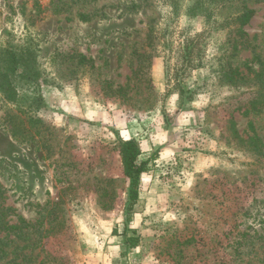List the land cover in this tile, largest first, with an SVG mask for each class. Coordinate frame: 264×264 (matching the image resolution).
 <instances>
[{
  "label": "rangeland",
  "instance_id": "obj_1",
  "mask_svg": "<svg viewBox=\"0 0 264 264\" xmlns=\"http://www.w3.org/2000/svg\"><path fill=\"white\" fill-rule=\"evenodd\" d=\"M244 8L254 50L236 36ZM1 43L29 49L43 101L25 115L0 95V207L39 240L2 242L0 264H264V0H0ZM130 139L154 156L133 249Z\"/></svg>",
  "mask_w": 264,
  "mask_h": 264
},
{
  "label": "trees",
  "instance_id": "obj_2",
  "mask_svg": "<svg viewBox=\"0 0 264 264\" xmlns=\"http://www.w3.org/2000/svg\"><path fill=\"white\" fill-rule=\"evenodd\" d=\"M252 10L249 8H244V11L238 15L235 20L238 23V29L236 36L239 39V44L242 48H250L254 50L256 46L253 41L248 38L247 33L243 30V27L250 21L252 17ZM82 18H86L84 15ZM237 41H234V47L237 48ZM139 56H143L139 54ZM184 59L187 63L190 62V49L187 47L184 51ZM254 57L259 59V55L255 54ZM84 59V57H82ZM260 60V59H259ZM141 69H137L134 74L139 73ZM232 74V73H231ZM228 74V78L232 81L231 83L237 81L236 78ZM258 81L261 82L263 92L261 93V100H259L260 105L264 108V51H263V67L262 70L256 74ZM41 74L37 68L36 60L33 55L30 53L28 48H11L8 44H0V95L3 100L7 103L13 104L16 108H19V112L22 114H28L26 111L37 110L40 105H42L43 98L38 93L40 86ZM239 79H244L242 78ZM108 92H111L110 83L106 87ZM124 93L125 88L119 86L117 90H112L113 96L118 95L120 92ZM27 104L26 109L22 107ZM35 109V110H34ZM11 120H18L17 116H12ZM29 122H39L37 118L29 117ZM12 137L16 136L15 132L11 133ZM141 149L138 143L134 139L122 141L119 147V157L120 163L123 169V175L127 179V198L124 206V216H123V232L124 237L123 244L128 249H133L138 245V235L136 230L129 228V224L132 221L134 209L139 200V185L140 179L143 173L148 170V164L153 159L154 156H150L147 159H141ZM56 205L57 203H53ZM5 210L8 208L0 207V232H6L5 236L0 239V244L2 242L7 247L10 246L7 243H11L12 252L16 250L23 251L33 249L38 246V238H32L29 235V229L27 228H36L34 224H28L24 221H21L19 224H8V221H5ZM9 211H12L9 209ZM53 228L46 230V233L52 232ZM37 232V230H35ZM130 232L131 235L127 233ZM10 233H13L14 238H9ZM18 242H22L21 245H18ZM15 244V245H14ZM3 250V251H2ZM0 253L7 255V252L2 249ZM11 252V253H12ZM20 262H15L14 264H22L30 260L31 255L21 253ZM13 260H9L7 264H11Z\"/></svg>",
  "mask_w": 264,
  "mask_h": 264
}]
</instances>
